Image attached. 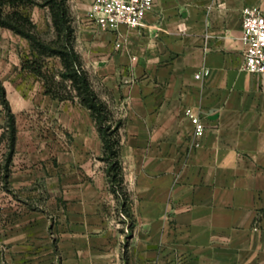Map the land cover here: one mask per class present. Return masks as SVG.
<instances>
[{"label":"crops","instance_id":"1","mask_svg":"<svg viewBox=\"0 0 264 264\" xmlns=\"http://www.w3.org/2000/svg\"><path fill=\"white\" fill-rule=\"evenodd\" d=\"M91 1L70 0L74 47L122 119L121 184L91 110L45 93L28 39L0 26V264H264V73L242 68L239 38L241 9L264 0H154L119 46Z\"/></svg>","mask_w":264,"mask_h":264},{"label":"trees","instance_id":"2","mask_svg":"<svg viewBox=\"0 0 264 264\" xmlns=\"http://www.w3.org/2000/svg\"><path fill=\"white\" fill-rule=\"evenodd\" d=\"M38 5L47 7L51 17V23L58 33H62L64 37L63 48L66 51L56 50L63 55L66 64V71L44 69V61L51 51L36 33L33 32L34 23L30 16L21 9L27 5ZM0 26L9 28L17 34L28 39L31 50L36 55L27 58L23 62V66L39 75L44 82V92L54 98L65 99L72 98L68 94L61 92L55 79L68 78L73 83V88L77 93L78 100L88 107L99 126L104 142L105 154L102 157L109 163L108 175L111 181L121 184V166L119 161V127L122 119H114L112 112L106 102L102 101L91 86L87 72L82 68L79 62V55L74 49V28L70 24L68 14L67 0H0ZM58 42V40H57ZM42 49H50V52L42 53ZM39 50V51H38ZM0 101L8 110L5 99L4 87L0 81ZM8 114V125L10 132H13V120L10 113ZM13 135H9V146L11 147Z\"/></svg>","mask_w":264,"mask_h":264},{"label":"built area","instance_id":"3","mask_svg":"<svg viewBox=\"0 0 264 264\" xmlns=\"http://www.w3.org/2000/svg\"><path fill=\"white\" fill-rule=\"evenodd\" d=\"M154 0H92L87 16L96 28L116 31V46L123 38L121 26L139 27L146 13L153 9ZM240 41L243 47L242 68L252 73H264V8L244 6L241 9ZM203 70L201 73H205ZM197 73L196 76H199ZM194 124V134L200 136L204 125L198 114H189Z\"/></svg>","mask_w":264,"mask_h":264},{"label":"rangeland","instance_id":"4","mask_svg":"<svg viewBox=\"0 0 264 264\" xmlns=\"http://www.w3.org/2000/svg\"><path fill=\"white\" fill-rule=\"evenodd\" d=\"M67 4H68V14L70 18V24L75 31L74 15L70 10V5H69L70 0H67ZM21 9H23V11L27 13L30 16L31 20L33 21L34 23L33 32L36 33L44 43L49 45L50 48L55 49L54 51H51V53H49L48 56H50L53 59V61L58 65V70L65 69L66 71L67 62L64 61L63 55L56 51V50L66 51V49L63 48L65 42L63 37L64 32L58 33L55 27L52 25L48 8L40 7L38 5L32 4V5L23 6L21 7ZM73 46H74V42H73ZM47 52H50V49H42L43 54ZM79 62L81 63L82 66V62L80 58H79ZM55 81L58 83L61 92L68 94L70 96L77 97V93L74 90L73 83L70 79L68 78L60 79L57 77ZM89 81L91 83L90 78ZM7 125H8V117H3V118L0 117V210L7 206L6 195L2 193V190H4V185L1 181V178L3 176L2 174L3 158L6 152L8 151L7 149L10 143L9 132L8 130H6Z\"/></svg>","mask_w":264,"mask_h":264}]
</instances>
